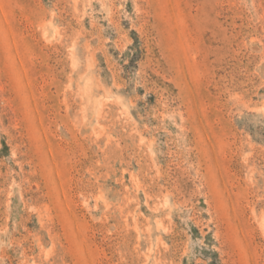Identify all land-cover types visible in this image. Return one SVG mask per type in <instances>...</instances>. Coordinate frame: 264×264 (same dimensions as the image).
<instances>
[{
    "label": "rangeland",
    "instance_id": "rangeland-1",
    "mask_svg": "<svg viewBox=\"0 0 264 264\" xmlns=\"http://www.w3.org/2000/svg\"><path fill=\"white\" fill-rule=\"evenodd\" d=\"M0 264H264V0H0Z\"/></svg>",
    "mask_w": 264,
    "mask_h": 264
}]
</instances>
